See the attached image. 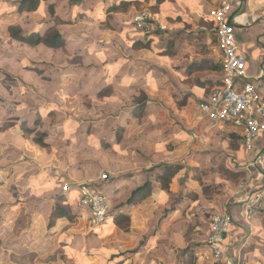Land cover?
<instances>
[{"label": "rangeland", "instance_id": "1", "mask_svg": "<svg viewBox=\"0 0 264 264\" xmlns=\"http://www.w3.org/2000/svg\"><path fill=\"white\" fill-rule=\"evenodd\" d=\"M21 1L0 0V264H264L258 170L244 149L232 150L230 127L186 101L217 68L207 57L208 12L195 0H129L114 13L108 7L122 0H49L40 13L19 14ZM142 11L159 14L164 29H138ZM55 22L66 38L57 49L6 36L11 24L28 32ZM150 33V48H133ZM42 134L47 147L34 141ZM172 164L180 168L165 188L155 175ZM83 187L106 195V213ZM58 204L77 214L50 226ZM117 212L129 220L107 218ZM214 213L233 218L220 259L207 243ZM12 242L22 249H8Z\"/></svg>", "mask_w": 264, "mask_h": 264}, {"label": "built area", "instance_id": "2", "mask_svg": "<svg viewBox=\"0 0 264 264\" xmlns=\"http://www.w3.org/2000/svg\"><path fill=\"white\" fill-rule=\"evenodd\" d=\"M241 2L242 0H219L210 11L224 77L222 83L212 89L209 99L201 102L199 108L213 123L226 125L242 137L243 148L251 158L248 167L258 170V179L262 182L263 193L257 195L261 199L264 195V146L261 147L259 142L264 137V59L258 72L248 76L246 55L235 40L236 27L231 20L234 12L241 7ZM159 17V14L152 15L142 11L136 14L134 23L138 29L147 32H152L157 27L164 29V26L159 25ZM82 193L100 203L99 213H106L110 206L106 195L98 194L91 187H83ZM250 201L254 203L257 200ZM253 206L248 207L249 214L253 212ZM232 222L233 218L228 213H214L212 216L207 243L217 259L223 256L225 237Z\"/></svg>", "mask_w": 264, "mask_h": 264}, {"label": "trees", "instance_id": "3", "mask_svg": "<svg viewBox=\"0 0 264 264\" xmlns=\"http://www.w3.org/2000/svg\"><path fill=\"white\" fill-rule=\"evenodd\" d=\"M49 1V0H22L19 3V9H18V13L19 14H23V13H40L42 11V7L45 5V3ZM132 1L129 0H122L120 2H116L113 3L111 6L108 7L107 11L108 13H114V12H120V11H127L128 8L130 7ZM50 11L52 12V14L54 15L56 12V7L55 5L50 6ZM209 18L213 24V34L215 35V31H214V22L212 20V17L210 15V12L208 13ZM58 21L61 20L62 22L64 21L63 18L57 19ZM58 23L55 22L54 25H46L45 27H43L40 30H31V31H25L21 26L19 25H14L11 24L8 26L7 30H6V36H8L9 38L30 45V46H37V45H46L47 47L50 48H60L65 44V36L63 33L60 32V30L57 28ZM160 33V32H158ZM157 33V34H158ZM154 33H150L147 38L148 40L144 41V40H138L137 42L134 43L133 48L140 50V49H148L151 47V43L153 40V35ZM156 34V35H157ZM218 69L221 68L220 66H216ZM216 68V69H217ZM193 69V67H192ZM190 72L192 70H189ZM221 84V83H220ZM219 84V85H220ZM148 102L147 97L145 98V100H143L142 102H139L135 107H134V111L136 110H143L144 109V105ZM25 104L23 103H19L17 105V109H21L22 107H24ZM18 126H21L25 132H27L28 134H31L33 132V128L26 126L25 124H20ZM231 142H232V149L233 150H238L240 149L241 145H242V137L235 131H232L231 133ZM44 135L42 134V137ZM35 143H37L39 146L41 147H47L48 144L45 142L44 137L43 138H34ZM25 163H18L17 167L14 168L16 170H22L23 168H25ZM180 168L179 164H172V165H166L164 166V169L162 172H160L159 174L155 175V179L156 181H162L163 183V187L168 188L169 184L172 182V179L174 178V176L178 173V169ZM224 171L225 173H231V171L227 168H221V171ZM152 184L149 181L146 186L139 188L138 190H136L133 193V197L132 200L129 202L130 204H132L135 201V197H138L137 200H139L140 196L145 195V193L149 190H151ZM157 192L159 191V189H155ZM207 190V189H206ZM140 195V196H139ZM189 195H193V194H189ZM195 197V196H194ZM62 199H64V196L62 197ZM69 200V198H66ZM120 209V208H119ZM54 212L52 213V221L50 222V226H52L55 221L59 220V219H64L67 222H69L70 220L74 219L75 214H77V211L74 212L71 208L70 205H63V204H58L54 206ZM15 216H17V214H15ZM18 218V217H16ZM26 217H24L25 219ZM130 215L129 214H120V212L115 213L114 215L110 216V221L112 220H117V222H121L122 220H129ZM4 220L6 222L7 227L10 229V220H11V211L8 212V214H6V216L4 217ZM38 221V222H37ZM109 221V222H110ZM39 220L37 219H33L32 224H39ZM3 244V235H0V247ZM22 242L16 243V242H12L10 244H7L8 249L14 250L16 248H18L19 250L22 249ZM189 251H191V249H189ZM187 252L188 255L193 254L192 252Z\"/></svg>", "mask_w": 264, "mask_h": 264}, {"label": "crops", "instance_id": "4", "mask_svg": "<svg viewBox=\"0 0 264 264\" xmlns=\"http://www.w3.org/2000/svg\"><path fill=\"white\" fill-rule=\"evenodd\" d=\"M204 1L205 0H195V2L199 3L196 4V8L201 9L202 12H204L205 10L208 13L219 2V0H212L209 3H205ZM241 3H242L241 7L234 12L231 20L236 27L235 40L241 46L242 52L246 55L247 74L248 76H253L258 72L260 68V64L264 59V0H242ZM196 19H198V17ZM204 42L208 43L207 40L206 41L204 40ZM210 49L213 50V52L207 56L210 65H216V66L218 65L221 67L222 66L221 53L218 48L216 39H215V46H210ZM207 70H208V75H207L208 77L204 78L205 80L203 79L202 82H200V85H197L198 87H195V89L189 87V92H186L185 94L186 96H188L186 99L187 102L190 103L195 100L204 102L208 100L212 89H214V87L222 83L224 77L223 67L219 69H215V68L213 69L212 66H209V69ZM262 88L264 91V87ZM208 89H210V91ZM225 127L227 126L225 125ZM259 145L261 147L264 146V137L259 142ZM240 149H244L243 145H241ZM244 151L247 154L245 149ZM225 168L230 170V168L227 166H225ZM158 192L161 193V190H159ZM189 194H192V192L188 193V197L195 198L193 195H189ZM207 204L209 205L208 207L210 208L211 204L210 203ZM5 216L6 215L3 216V220ZM228 236L231 235L227 234V237Z\"/></svg>", "mask_w": 264, "mask_h": 264}]
</instances>
